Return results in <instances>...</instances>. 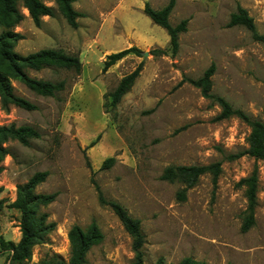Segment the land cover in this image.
Listing matches in <instances>:
<instances>
[{"label":"rangeland","instance_id":"obj_1","mask_svg":"<svg viewBox=\"0 0 264 264\" xmlns=\"http://www.w3.org/2000/svg\"><path fill=\"white\" fill-rule=\"evenodd\" d=\"M41 1L54 9L53 17L43 16L37 26L17 0L24 18L17 24L0 22V34L21 36L10 41L20 56L63 50L79 56L82 68H24L36 79L65 81L63 91L41 96L0 63L15 93L37 106L31 111L13 104L4 108L0 96V127L31 126L39 132L28 145L0 140V264H15L1 240L17 244L22 236L21 213L13 205L18 186L41 171L48 176L35 192L56 194V199L37 212L56 227L19 264L68 263L70 229L79 225L87 230L93 222L104 239L89 250L86 264L133 263L132 238L113 210L100 202L96 185L141 221L144 264H155L160 257L165 264L185 257L207 264H264V161L249 155L228 158L247 149L251 129L236 116L217 119L220 106L189 81L214 64L212 93L264 122V43L243 26H229L242 6L264 34V0H175L170 22L189 20L175 56L167 31L144 13L146 3L161 9L170 0H75L73 7L81 14L76 28L53 0ZM131 46L148 55L128 54L104 70L109 54ZM157 48L167 53L155 56ZM141 63L133 87L112 107L110 93ZM110 157L114 164L102 168ZM214 162L222 163L217 185L209 173L190 189L162 179L168 166ZM254 169L258 203L254 225L244 231L248 200L238 183ZM183 191L185 200L178 197Z\"/></svg>","mask_w":264,"mask_h":264},{"label":"trees","instance_id":"obj_2","mask_svg":"<svg viewBox=\"0 0 264 264\" xmlns=\"http://www.w3.org/2000/svg\"><path fill=\"white\" fill-rule=\"evenodd\" d=\"M24 7L28 10L33 22L41 25L43 16H54V9L41 0H22ZM60 13L64 16L67 23L76 28L78 26L77 19L81 14L73 7L75 0H53ZM175 6V0L161 9L153 8L149 3L145 4L144 13L157 25L163 27L169 35V50L175 56L180 47V35L188 29V19L181 20L178 24L173 25L170 22V16ZM24 18L17 6V0H0V22L4 24H17ZM229 26H243L248 29L254 40L264 43V34H260L256 28L254 19L249 15L248 11L242 6H238L236 12L231 15ZM14 37H21L13 32H5L0 34V63L6 64L12 71L14 77L21 81L28 89L41 96H54L56 93L65 89V81L51 82L30 77L24 68H30L36 71L47 67H56L64 69H74L80 72L82 62L79 56L70 55L63 50L41 49L37 52L20 56L13 51L11 40ZM136 54L142 56V50L137 46H131L124 50L109 54L104 64V70L116 64L128 54ZM167 53V50L157 48L152 51L155 56ZM143 68V63L130 74L125 75L116 88L110 93L112 107H116L122 98L131 90L136 79L139 77ZM215 72V65L212 64L197 80H189L194 86L199 88L202 95L217 103L221 112L217 119H226L233 116L240 118L247 123L251 129L247 138L248 147L242 152L231 154L229 159H237L245 155L252 156L258 160L264 161V122L252 117L248 113L235 109L231 103L224 97L216 96L212 93V76ZM0 96L2 105L7 108L9 104H13L25 110H35L37 106L17 95L10 78L0 72ZM39 137V132L31 126H2L0 127V140L7 141L15 139L24 145H28L29 141ZM93 142L91 145H94ZM0 149H3L0 146ZM5 151V150H4ZM115 162L114 157L107 158L102 168H110ZM222 171V163L214 162L209 165H179L168 166L165 168L162 179L171 182H182L190 189L197 185L200 177L204 174H211L215 185ZM47 171L36 172L27 183L18 186V198L13 204L21 213L20 228L21 239L15 244L14 242H4L1 240L3 250L9 252V257L15 264H19L32 257L33 247L46 239V236L55 229L54 222L47 223L45 214H38L37 210L40 205H48L56 199V194H37L35 192L38 185L46 180ZM258 170L254 169L250 176L243 178L238 183L239 186L245 187L246 197L248 200L249 216L245 219L243 230L248 231L254 225V212L258 203ZM99 193V200L103 205L109 206L117 215L125 230L132 238V249L135 254L132 264H144V245L145 236L142 230L141 221L134 218L129 211L118 201L108 200L99 185H96ZM179 199L185 200V192L178 194ZM71 245L69 262L64 260H51L48 264H86L87 253L89 250L104 239V235L99 226L93 222L87 230L82 229L79 225H74L68 233ZM155 264H165L164 258L160 257ZM178 264H207L204 261H198L191 257L183 258Z\"/></svg>","mask_w":264,"mask_h":264},{"label":"water","instance_id":"obj_3","mask_svg":"<svg viewBox=\"0 0 264 264\" xmlns=\"http://www.w3.org/2000/svg\"><path fill=\"white\" fill-rule=\"evenodd\" d=\"M144 56H147L148 55V52H143Z\"/></svg>","mask_w":264,"mask_h":264}]
</instances>
